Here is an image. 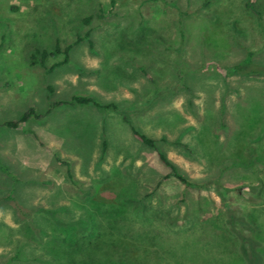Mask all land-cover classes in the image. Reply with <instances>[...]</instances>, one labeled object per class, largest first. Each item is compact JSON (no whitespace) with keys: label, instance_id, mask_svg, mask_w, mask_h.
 <instances>
[{"label":"rangeland","instance_id":"obj_1","mask_svg":"<svg viewBox=\"0 0 264 264\" xmlns=\"http://www.w3.org/2000/svg\"><path fill=\"white\" fill-rule=\"evenodd\" d=\"M205 1L0 0V264H264V0Z\"/></svg>","mask_w":264,"mask_h":264},{"label":"trees","instance_id":"obj_2","mask_svg":"<svg viewBox=\"0 0 264 264\" xmlns=\"http://www.w3.org/2000/svg\"><path fill=\"white\" fill-rule=\"evenodd\" d=\"M214 1L216 0H206L205 3H204V7H208L209 5H211ZM248 2H250L248 5L249 6H253L254 3H255V0H248ZM112 3L113 4H116V0H112ZM91 21V18H87L85 20L86 23H89ZM87 37V36H86ZM84 40V38L82 39ZM207 40L209 42H211V44H213L215 46V43H214V40L217 42V46L220 47L221 45L225 46L223 43L225 41H220L219 39L217 38H213V36H210L209 38H207ZM222 43V44H221ZM54 51L56 53H64L65 55V59L63 60L62 63H58L56 65H54L53 69L54 68H57L59 66H62L64 64H67L69 63L70 61V47L66 48L65 50H62V47H61V44L60 42H56L55 46H54ZM38 53V52H37ZM38 54H41L42 56V61H44L46 58H47V52H39ZM38 54H34L32 56V60L34 64H38L40 63L41 61H36V57ZM36 61V62H35ZM229 74L231 76L233 75H253V74H264V66H261L259 64H256L254 62H249V63H245V64H242V65H236V66H233V67H230L229 69ZM182 74H184V78L186 79L187 82H194L195 79L194 78H189L188 76V73H184L183 71L181 72ZM52 91V89H51ZM159 91H157V94L153 97L154 98H157L158 96V93ZM152 99V100H153ZM71 102L73 104H78V105H94L95 107L97 108H100V109H103V110H110V109H117V106L114 105V104H102V103H99V102H96L94 99L92 98H89V97H82V96H74L71 100ZM66 104V103H65ZM64 105V102H58L55 104V107H59V106H62ZM34 115V110H31L29 113H26L24 115H22L21 117V121L22 122H26L27 120H29V118ZM19 123L17 122H8L6 123V127H12V128H15L18 126ZM130 129L132 130V133L137 136L141 141L142 143L149 147V148H157V145H156V141L152 138H150L149 136H147L146 134H143L141 133L139 130H137L133 125H131ZM104 146L107 148V143L104 144ZM159 157L161 159V161L167 165L170 169H171V174H169L166 179L168 178H171L172 176H174L176 179L180 180L181 182L185 183L187 186L189 187H197L199 186L198 184L196 183H191L189 181H187L186 179H184L183 177H181V175L179 174L177 168L174 166L173 163H171L167 157L163 154V153H159ZM235 227V226H234ZM237 235V234H236ZM250 239V238H249ZM253 240V239H252ZM241 241V240H240ZM246 241L247 239L246 238H243L242 237V241H241V249L243 250L242 254H243V257H244V260L242 261V263H239V264H248L245 260V258H247V256L249 255L248 254V249H250L252 251V253H256L258 255V253H261L262 254V251L259 249L257 250L256 247L254 248H247L246 247ZM255 244V243H254ZM244 245V246H243ZM22 252L21 250L19 251V253L12 259V261H15V260H18V259H21L23 258V255H21ZM262 259V258H261ZM231 264H236L235 261L231 262Z\"/></svg>","mask_w":264,"mask_h":264}]
</instances>
